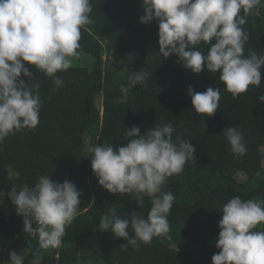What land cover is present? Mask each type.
I'll return each instance as SVG.
<instances>
[{
  "label": "trees",
  "instance_id": "1",
  "mask_svg": "<svg viewBox=\"0 0 264 264\" xmlns=\"http://www.w3.org/2000/svg\"><path fill=\"white\" fill-rule=\"evenodd\" d=\"M251 57L264 0H0V264H264Z\"/></svg>",
  "mask_w": 264,
  "mask_h": 264
},
{
  "label": "clouds",
  "instance_id": "2",
  "mask_svg": "<svg viewBox=\"0 0 264 264\" xmlns=\"http://www.w3.org/2000/svg\"><path fill=\"white\" fill-rule=\"evenodd\" d=\"M10 35H13L12 33H10ZM67 35H65L66 37ZM10 41L13 40V38L10 36L9 38ZM252 61H253V67L255 69L256 72L260 71V70H264V59L260 58V57H251ZM81 65V64H80ZM17 205H19V203H15ZM17 214L22 215L25 213V209L23 207H21V205H19V209L17 211ZM8 260L9 262H11L12 264H16L17 262H21L23 261L24 257H23V252L21 251H17V254H15L13 256V253L9 252L8 255Z\"/></svg>",
  "mask_w": 264,
  "mask_h": 264
},
{
  "label": "rangeland",
  "instance_id": "3",
  "mask_svg": "<svg viewBox=\"0 0 264 264\" xmlns=\"http://www.w3.org/2000/svg\"><path fill=\"white\" fill-rule=\"evenodd\" d=\"M75 62L77 63L78 60L77 61L75 60ZM5 201H6L5 195L0 193V208H4L10 211H17L19 209V205L13 202H9L8 204H5Z\"/></svg>",
  "mask_w": 264,
  "mask_h": 264
}]
</instances>
